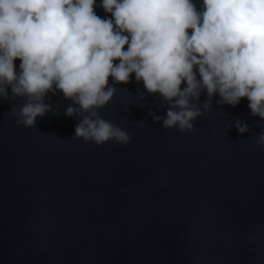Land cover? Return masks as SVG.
<instances>
[{"label": "water", "instance_id": "obj_1", "mask_svg": "<svg viewBox=\"0 0 264 264\" xmlns=\"http://www.w3.org/2000/svg\"><path fill=\"white\" fill-rule=\"evenodd\" d=\"M113 86L97 111L127 145L76 138L82 116L65 115L78 106L62 93L44 97L33 127L11 112L25 98L9 88L0 99V264H264V121L247 98L233 107L214 95L205 109L202 91L192 103L203 115L181 132L153 120L169 104L134 74Z\"/></svg>", "mask_w": 264, "mask_h": 264}, {"label": "clouds", "instance_id": "obj_2", "mask_svg": "<svg viewBox=\"0 0 264 264\" xmlns=\"http://www.w3.org/2000/svg\"><path fill=\"white\" fill-rule=\"evenodd\" d=\"M95 3L0 0V99L9 98V88L25 98L11 110L18 125L35 126L51 107L44 97L59 92L78 106L65 115L82 116L76 138L127 145L130 136L97 109L132 74L169 104L165 117L149 112L164 128L191 132L203 115L192 100L202 91L205 109L214 95L233 107L247 98L249 114L264 121V0H202L199 7L193 0H100L110 17L98 16ZM234 126L249 130L239 120ZM255 143L264 149V131Z\"/></svg>", "mask_w": 264, "mask_h": 264}]
</instances>
